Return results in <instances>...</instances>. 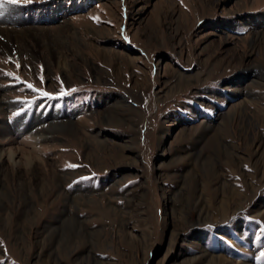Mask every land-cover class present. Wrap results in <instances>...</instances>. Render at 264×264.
<instances>
[{"label": "rangeland", "instance_id": "1", "mask_svg": "<svg viewBox=\"0 0 264 264\" xmlns=\"http://www.w3.org/2000/svg\"><path fill=\"white\" fill-rule=\"evenodd\" d=\"M3 11L0 264H264V0Z\"/></svg>", "mask_w": 264, "mask_h": 264}, {"label": "bare ground", "instance_id": "2", "mask_svg": "<svg viewBox=\"0 0 264 264\" xmlns=\"http://www.w3.org/2000/svg\"><path fill=\"white\" fill-rule=\"evenodd\" d=\"M24 20V19H22ZM19 23V20L15 21V24L13 25H17ZM21 24H28L26 22V20H24L23 22H21ZM9 26V25H8ZM8 26H1L0 24V34L3 35V37L7 38V40H15V42L18 44L19 46V49L24 51V53H27V55H31L33 57H37L39 53L38 48L34 45L31 44L32 41L34 42H37L38 44L41 43V41L43 42V45L45 46V53H48L46 56H50V61H53V58L55 59H61V55L60 53L55 50L50 42H49V32L48 30H42L40 29V34L37 33V28H31V26L29 25H26V26H23V27H19V28H16V27H12V28H9ZM1 37V36H0ZM4 44V42H3ZM43 49V50H44ZM40 50V49H39ZM0 107H1V104H0ZM2 108V107H1ZM0 108V109H1ZM3 109V108H2ZM16 123H23V120L21 119H18L16 121ZM57 123V122H56ZM71 125L70 124V121L68 123H62L61 124H53L51 127H50V130L49 132H53L55 131V129L57 128H64L66 126H69ZM12 130V126L10 124H8L7 122H3L2 124H0V137L2 136H10L11 134H13L11 132ZM10 160H12V162L14 164H17V161L16 160V152L13 151V152H10ZM1 157H0V164L2 165V162H1ZM26 163L28 165H31L33 164V159L32 158H27L26 159ZM18 167V166H17ZM3 189V188H2ZM6 190V189H5ZM7 192V191H6ZM2 196V195H0ZM72 222V221H70Z\"/></svg>", "mask_w": 264, "mask_h": 264}, {"label": "snow or ice", "instance_id": "3", "mask_svg": "<svg viewBox=\"0 0 264 264\" xmlns=\"http://www.w3.org/2000/svg\"><path fill=\"white\" fill-rule=\"evenodd\" d=\"M30 2H31V0H0V16L4 15L3 9L5 8L6 5H22V4H27ZM17 67H19V65H17ZM8 75L12 76L13 74L9 73ZM27 87L29 89H31L32 91L41 92L40 89H36L35 86L32 84H28ZM41 94L45 97L57 98V97H53L52 94L47 93V92H41ZM65 94L66 93L62 90L59 95H60V97H62ZM73 167H75V166H73Z\"/></svg>", "mask_w": 264, "mask_h": 264}]
</instances>
